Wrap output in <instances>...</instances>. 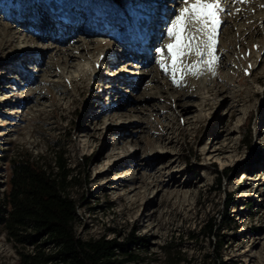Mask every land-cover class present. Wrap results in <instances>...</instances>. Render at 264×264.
<instances>
[{
	"label": "rangeland",
	"instance_id": "374dc122",
	"mask_svg": "<svg viewBox=\"0 0 264 264\" xmlns=\"http://www.w3.org/2000/svg\"><path fill=\"white\" fill-rule=\"evenodd\" d=\"M182 6L0 0V192L12 158L62 154L78 235L145 238L123 264H222L218 240L224 264H264V0H222L218 59L196 74L157 51ZM183 52L178 69L209 59ZM19 250L0 225V264Z\"/></svg>",
	"mask_w": 264,
	"mask_h": 264
},
{
	"label": "trees",
	"instance_id": "16d2710c",
	"mask_svg": "<svg viewBox=\"0 0 264 264\" xmlns=\"http://www.w3.org/2000/svg\"><path fill=\"white\" fill-rule=\"evenodd\" d=\"M9 164L8 185L0 192V225L20 247L22 264H123L137 259L129 252L130 246H144L145 238L133 233L123 240L78 235V203L69 191L75 176L62 154L49 165H40L26 155L12 158ZM218 181L221 183L220 178ZM233 202L231 197L226 208ZM208 230L215 241L212 222ZM220 245L221 240L215 241L214 251L218 263L224 264Z\"/></svg>",
	"mask_w": 264,
	"mask_h": 264
},
{
	"label": "snow or ice",
	"instance_id": "6c2138e0",
	"mask_svg": "<svg viewBox=\"0 0 264 264\" xmlns=\"http://www.w3.org/2000/svg\"><path fill=\"white\" fill-rule=\"evenodd\" d=\"M237 2H247V0H237ZM182 4L183 6L178 10V14L175 15L166 29L168 36L175 37V43L161 46L157 51L163 53L167 49L172 58L171 66L161 62L164 71L168 72L171 68L172 72L181 70L184 73L196 74L199 71V64L203 63L211 68L218 59L212 49L217 43L218 30L223 23L220 13L224 9L221 7L222 0H182ZM196 23L201 25L196 31L204 33L207 37L206 40L199 43H197V37L190 27ZM185 47L194 50L198 57L207 56L209 59L201 60L191 67L178 69L177 64L180 58L185 55L183 52ZM173 80L176 81L175 76H173Z\"/></svg>",
	"mask_w": 264,
	"mask_h": 264
},
{
	"label": "bare ground",
	"instance_id": "6f19581e",
	"mask_svg": "<svg viewBox=\"0 0 264 264\" xmlns=\"http://www.w3.org/2000/svg\"><path fill=\"white\" fill-rule=\"evenodd\" d=\"M76 58H77L76 56H72L71 60H75ZM165 184H175L174 179L170 180L168 178L167 181L165 182Z\"/></svg>",
	"mask_w": 264,
	"mask_h": 264
}]
</instances>
